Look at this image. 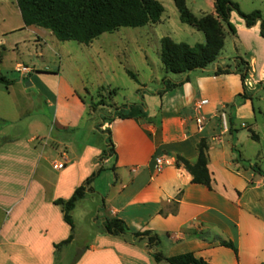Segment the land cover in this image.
Here are the masks:
<instances>
[{"label": "crops", "instance_id": "crops-1", "mask_svg": "<svg viewBox=\"0 0 264 264\" xmlns=\"http://www.w3.org/2000/svg\"><path fill=\"white\" fill-rule=\"evenodd\" d=\"M192 5L194 10L187 8L195 17H216L213 0H192ZM230 23L235 34L223 27V48L207 68L186 74L165 72L164 78L176 87L161 96L157 94L160 87L148 99L142 97L141 102L123 109L106 108L112 119L92 127L111 141L109 153L106 138L99 145L84 143L93 134L88 120L85 135L68 137L65 150L57 154L59 159L50 158L53 149L42 120L35 121L34 133L0 138V264H67L68 257L62 262L58 254L76 240L73 235L70 243L55 248L68 238L70 229L53 202L68 200L99 168L73 210L86 198L98 200L94 222L116 218L133 233L151 232L158 240L152 251L165 258L192 254L209 264H264V176L252 169L256 167L252 160L264 152L253 148L254 154L245 156L241 150L246 140H261L253 98L264 90V39L258 25L247 28L234 12ZM226 31L230 49L224 55ZM47 32L51 33L37 26L24 27L22 22L18 34L26 37L22 35L6 48L19 52L31 41H43ZM3 43L0 40V46ZM238 59L249 67L243 83L236 71ZM2 60L0 56L1 65ZM227 68L229 72L216 74ZM27 69V73L20 72L22 80L30 83L25 88L33 89L42 101L24 99L18 110L21 117L43 102L55 107L53 128L75 131L86 113L97 112L87 109L59 72L52 74L58 84L51 89L41 79L50 73L44 69L30 76L32 71ZM0 76L5 78L1 71ZM201 100L208 103L197 113L195 106ZM199 116L204 119L200 124ZM202 140L207 145L209 186L193 183L182 163L196 164ZM156 159H161L158 169ZM54 162H63L65 167L55 170ZM49 170H54V178ZM220 240L230 242L236 251L222 246ZM76 250L79 254L70 264H168L154 261L145 240L111 236L104 230L96 231Z\"/></svg>", "mask_w": 264, "mask_h": 264}, {"label": "rangeland", "instance_id": "rangeland-1", "mask_svg": "<svg viewBox=\"0 0 264 264\" xmlns=\"http://www.w3.org/2000/svg\"><path fill=\"white\" fill-rule=\"evenodd\" d=\"M231 1L236 3L243 13L259 11L264 20V0ZM158 2L164 11L160 21L155 25L120 28L102 34L89 45L74 41L62 42L47 32L49 34L45 35L43 41L35 44L31 41L30 45L23 46L19 52H13L14 49L6 47L22 35L26 37L27 34H18V28L22 27V20L17 12L15 0H0V40L4 42L0 46V56L3 59L0 71L9 82L8 90L5 89L4 84H0V138L34 133L36 132L35 121L42 120L45 126L44 135L51 140L48 144L53 149L50 158L51 160L59 159L57 154L65 150L68 137L77 135V138H81L85 135L86 120L92 124L91 127L96 122H107L112 118L111 112H106V108L119 109L139 103L143 99H148L150 94H154L158 88L162 87V80L165 76L160 60L159 40L169 37L174 42L193 45L202 44L205 39L201 32L180 22L172 0H158ZM187 7L194 10L192 0H187ZM195 14H197L196 11ZM225 34L224 55L230 49V34L227 31ZM17 62L32 71L30 76L38 72L43 73L44 71L41 70L44 69L51 75L59 72L62 79L69 83L84 101L87 109L89 107L97 112L90 115L86 113L84 123L75 131H70V129L59 131L53 128L51 123L55 107H47L43 102L33 109L26 110L21 117L18 110L24 99L31 98L38 102L42 101V98L34 94L33 89L25 88L29 80H22L20 71L16 69ZM41 79H44L45 84L51 89H55L58 84V78L53 75L41 77ZM63 95L64 93L61 92V102H63ZM253 104L255 116L259 122L257 132L261 140L259 143L250 139L246 140L242 149L238 148L244 152L245 156L254 154L255 150L264 152V90L253 98ZM99 108L102 110H98ZM100 125L101 123L98 124ZM104 138H106L105 134L99 130H93V134L88 137L87 141L84 140V143L93 142L99 145ZM54 139H59L63 143L57 144L53 141ZM252 162L256 164V168L264 171V153ZM49 171L54 178L56 175L54 170ZM99 205L98 200L94 202L91 198H86L75 207L70 215L74 223L73 235L76 242L70 248H65L62 254H58L59 260L63 262L66 255L68 257L66 263L70 264V261L72 263L79 254L76 247H82L96 231L103 230L99 220L96 222L92 220L97 216L96 209ZM143 240L146 243L149 242L147 237Z\"/></svg>", "mask_w": 264, "mask_h": 264}, {"label": "trees", "instance_id": "trees-1", "mask_svg": "<svg viewBox=\"0 0 264 264\" xmlns=\"http://www.w3.org/2000/svg\"><path fill=\"white\" fill-rule=\"evenodd\" d=\"M19 9L24 27L37 26L49 30L57 40L74 41L88 45L104 33H110L120 28H141L147 25H155L160 21L163 7L158 0H15ZM179 14L181 23L193 27L203 33V44L190 46L186 43H175L169 37L160 39V60L166 73L186 74L195 70H202L215 62L224 43L225 26L228 31L235 34V29L230 23V14L236 13L247 28L259 26L261 37L264 39V20L259 11L243 13L239 6L231 0H213L216 17L204 15L195 17L187 8L186 0H173ZM236 71L240 74L242 83L249 70L248 64L238 59ZM229 68L217 70L216 74L229 72ZM133 76V75H131ZM0 84L6 87L9 82L0 76ZM177 84L167 78L162 80V88L157 92L162 95L167 90L176 87ZM128 106H124L126 108ZM123 109V108H122ZM112 143L106 138V149L110 152ZM198 158L195 165L190 166L185 161L182 163L192 175V182L209 186L210 175L207 170V145L202 140L197 145ZM252 169L264 176V173L256 168ZM95 170L76 190L68 200L58 199L53 202L62 210L63 220L70 229L68 238L55 245V248L70 243L73 239L74 224L71 211L75 203L82 199L88 186L99 173ZM103 230L111 236L129 235L134 240L141 241L148 238L146 247L151 250L155 262L165 261L168 264H209L202 259L195 258L192 254H183L165 258L152 251L156 245L157 237L149 231L131 232L123 221L112 218L105 219L102 223ZM224 247L236 251L234 246L227 241L220 240Z\"/></svg>", "mask_w": 264, "mask_h": 264}, {"label": "built area", "instance_id": "built-area-1", "mask_svg": "<svg viewBox=\"0 0 264 264\" xmlns=\"http://www.w3.org/2000/svg\"><path fill=\"white\" fill-rule=\"evenodd\" d=\"M17 70L20 71V72H22V73H27V72H28V69H27L26 67H22V66H18V67H17ZM207 103H208L207 100H201V101H199L198 103H196V106H195V110H196V112L199 113V111L201 110V108H202L204 105H206ZM220 117H221L222 121H224V119H225V115H224V114H221ZM203 120H204V119H203V117H201V116H199V117L197 118V122H198L199 124L202 123ZM155 163H156V165H157V169L160 168V166H161V159H156V160H155ZM64 167H65V164H64L63 162H54V163H53V168H54L55 170H61V169H63Z\"/></svg>", "mask_w": 264, "mask_h": 264}, {"label": "water", "instance_id": "water-1", "mask_svg": "<svg viewBox=\"0 0 264 264\" xmlns=\"http://www.w3.org/2000/svg\"><path fill=\"white\" fill-rule=\"evenodd\" d=\"M29 85H30V83H29V82H27V83H26V86H29Z\"/></svg>", "mask_w": 264, "mask_h": 264}]
</instances>
